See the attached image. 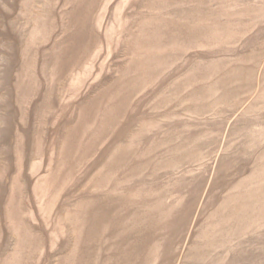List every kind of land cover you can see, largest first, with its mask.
I'll return each mask as SVG.
<instances>
[{
    "label": "rangeland",
    "instance_id": "374dc122",
    "mask_svg": "<svg viewBox=\"0 0 264 264\" xmlns=\"http://www.w3.org/2000/svg\"><path fill=\"white\" fill-rule=\"evenodd\" d=\"M0 264H264V0H0Z\"/></svg>",
    "mask_w": 264,
    "mask_h": 264
}]
</instances>
